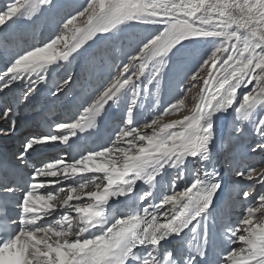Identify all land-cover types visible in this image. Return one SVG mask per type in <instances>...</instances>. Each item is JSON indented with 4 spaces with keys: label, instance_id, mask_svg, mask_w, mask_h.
Here are the masks:
<instances>
[{
    "label": "snow or ice",
    "instance_id": "6c2138e0",
    "mask_svg": "<svg viewBox=\"0 0 264 264\" xmlns=\"http://www.w3.org/2000/svg\"><path fill=\"white\" fill-rule=\"evenodd\" d=\"M98 42L71 116L0 157V264H264V0H5L0 95L27 103L59 68L66 94Z\"/></svg>",
    "mask_w": 264,
    "mask_h": 264
},
{
    "label": "bare ground",
    "instance_id": "6f19581e",
    "mask_svg": "<svg viewBox=\"0 0 264 264\" xmlns=\"http://www.w3.org/2000/svg\"><path fill=\"white\" fill-rule=\"evenodd\" d=\"M45 27V25H43L42 26V28L41 29H43ZM30 41L31 42H36L35 41V39H30ZM91 43V42H90ZM99 43V42H98ZM95 45H97V44H93L92 45V47L91 48H88L85 52H84V54H83V57L82 58H78L77 60H76V67L74 68V69H71L72 70V75H73V77H74V80H73V83H72V85H71V88L70 89H72V91L70 92V94H73V92H75V91H73V89H75L76 90V92L75 93H77L76 95V97H77V99H79V96H78V93H82L81 95H85V93L90 89V83H89V77H86V76H84V74L86 73V71H84V65H85V60H86V58H87V53H88V51L89 50H91L92 48H94L95 47ZM2 60V61H1ZM2 63H4V53H3V51L2 50H0V66L2 65ZM74 65V62L71 64V65H69L68 66V69L69 68H71L72 66ZM64 71L65 70H63L62 72H58V74L57 73H55V77H57V76H61V75H63L64 74ZM71 72V71H70ZM83 78V79H82ZM93 79H94V76H93ZM20 85H17V90H19L20 89ZM40 87V86H39ZM69 91V90H68ZM71 96L72 95H70V97L68 98V99H66L67 100V103H69L70 101H69V99L71 98ZM83 97V96H82ZM82 99V98H81ZM81 99H79V101L78 100H75L76 102L78 101V102H80L81 101ZM31 102V99H29L28 100V102H27V104H29ZM111 114V113H110ZM230 118L231 117H229L228 118V120H230ZM1 123H2V126H6L7 127V124L3 121V120H1ZM5 137H0V142L4 139ZM245 140H246V138H245ZM244 140V143H246V141ZM8 147H11V146H8ZM260 158H259V156H256V157H254V158H251L250 160H249V162L251 163V162H255L256 160H259Z\"/></svg>",
    "mask_w": 264,
    "mask_h": 264
},
{
    "label": "rangeland",
    "instance_id": "374dc122",
    "mask_svg": "<svg viewBox=\"0 0 264 264\" xmlns=\"http://www.w3.org/2000/svg\"><path fill=\"white\" fill-rule=\"evenodd\" d=\"M5 0H0V4L4 3ZM82 0H58V3H60L61 5L64 6V10L67 11V10H70L72 6L74 5H77L79 3H81ZM42 23V24H41ZM53 23L54 21L50 18L49 20L47 21H44V20H41L40 22H38L37 25L33 26V30H32V33H35L36 34V38L38 37V40L37 42H40L42 41L43 39H45L48 35H50L51 31H52V28H53ZM43 25H45V27L43 29H41L40 27H42ZM22 25H20L19 27H21ZM131 34V33H129ZM36 42V43H37ZM101 42H99L98 44H100ZM103 43V42H102ZM97 44V45H98ZM97 47L99 46H96L93 50H91L90 52V55L96 51ZM84 76L86 77H89L88 76V73L86 72L84 74ZM83 79V78H82ZM164 98L167 99L168 98V87H167V82L165 84V89H164ZM231 121V118L229 120V122ZM248 138V137H246ZM246 141V140H245Z\"/></svg>",
    "mask_w": 264,
    "mask_h": 264
}]
</instances>
